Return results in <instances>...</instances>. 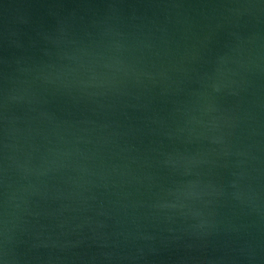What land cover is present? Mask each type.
<instances>
[{
	"label": "water",
	"instance_id": "95a60500",
	"mask_svg": "<svg viewBox=\"0 0 264 264\" xmlns=\"http://www.w3.org/2000/svg\"><path fill=\"white\" fill-rule=\"evenodd\" d=\"M0 264H264V0H0Z\"/></svg>",
	"mask_w": 264,
	"mask_h": 264
}]
</instances>
